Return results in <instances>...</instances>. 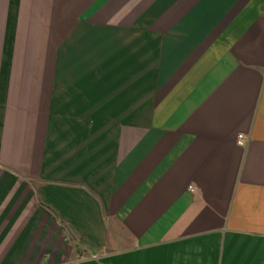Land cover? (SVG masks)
I'll use <instances>...</instances> for the list:
<instances>
[{
	"label": "crops",
	"instance_id": "obj_1",
	"mask_svg": "<svg viewBox=\"0 0 264 264\" xmlns=\"http://www.w3.org/2000/svg\"><path fill=\"white\" fill-rule=\"evenodd\" d=\"M0 264H264V0H0Z\"/></svg>",
	"mask_w": 264,
	"mask_h": 264
},
{
	"label": "built area",
	"instance_id": "obj_2",
	"mask_svg": "<svg viewBox=\"0 0 264 264\" xmlns=\"http://www.w3.org/2000/svg\"><path fill=\"white\" fill-rule=\"evenodd\" d=\"M245 140H244V136H243V134H239L238 136H237V144L239 145V146H244V142Z\"/></svg>",
	"mask_w": 264,
	"mask_h": 264
}]
</instances>
